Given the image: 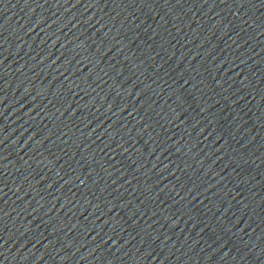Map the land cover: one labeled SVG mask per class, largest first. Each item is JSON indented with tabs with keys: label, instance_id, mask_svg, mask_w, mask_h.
Masks as SVG:
<instances>
[{
	"label": "water",
	"instance_id": "obj_1",
	"mask_svg": "<svg viewBox=\"0 0 264 264\" xmlns=\"http://www.w3.org/2000/svg\"><path fill=\"white\" fill-rule=\"evenodd\" d=\"M0 264H264V0H0Z\"/></svg>",
	"mask_w": 264,
	"mask_h": 264
}]
</instances>
